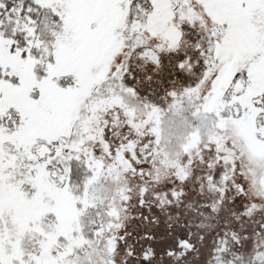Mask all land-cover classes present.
I'll list each match as a JSON object with an SVG mask.
<instances>
[{
  "label": "snow or ice",
  "instance_id": "obj_1",
  "mask_svg": "<svg viewBox=\"0 0 264 264\" xmlns=\"http://www.w3.org/2000/svg\"><path fill=\"white\" fill-rule=\"evenodd\" d=\"M0 264H264V0H0Z\"/></svg>",
  "mask_w": 264,
  "mask_h": 264
}]
</instances>
